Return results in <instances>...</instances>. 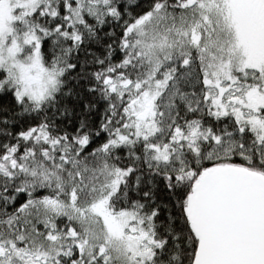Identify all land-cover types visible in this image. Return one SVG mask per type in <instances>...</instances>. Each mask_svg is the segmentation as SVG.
I'll list each match as a JSON object with an SVG mask.
<instances>
[{"label":"snow or ice","instance_id":"6c2138e0","mask_svg":"<svg viewBox=\"0 0 264 264\" xmlns=\"http://www.w3.org/2000/svg\"><path fill=\"white\" fill-rule=\"evenodd\" d=\"M0 264H264V0H0Z\"/></svg>","mask_w":264,"mask_h":264}]
</instances>
